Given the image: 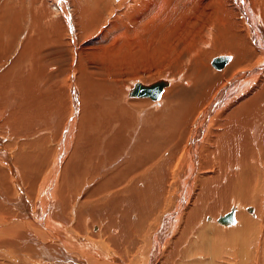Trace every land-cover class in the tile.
Masks as SVG:
<instances>
[{
  "label": "bare ground",
  "instance_id": "bare-ground-1",
  "mask_svg": "<svg viewBox=\"0 0 264 264\" xmlns=\"http://www.w3.org/2000/svg\"><path fill=\"white\" fill-rule=\"evenodd\" d=\"M59 1L49 0L48 5L61 17L63 26L58 27H64L74 49L73 65L68 69L67 98L63 94L46 108L52 116L64 110L68 113L64 128H59L57 119L48 131L32 130L40 101L49 99L40 92L43 71L34 57L40 33L38 39L30 35L19 38L23 29L20 12L13 7L12 14L8 13L5 2L0 6V264H264V0H230L223 8L226 18L219 23L223 29L214 38V45L224 48L220 56H229L223 66L214 63L215 57L208 60L216 50L203 46L204 38L194 37L187 44L183 53L189 55L188 61L195 59L192 54L196 59L186 68L194 77L210 73L207 85L201 86L199 78L195 82L185 78L192 86L182 88L180 96L177 93L181 88L168 89L173 80L164 79L165 92L159 99L153 98L157 99L152 101L153 109L135 106V111L131 100L130 105L120 104V94L125 91L126 100L148 98L130 95L137 81L122 91L120 85L118 89L91 78L86 87L77 63L85 38L93 29L106 24L110 17L122 21L124 14L138 9V0H69L72 13L67 11V17L75 34L61 13L64 0L60 2L62 6ZM164 2L157 0L156 5L170 12ZM11 18L16 20L12 22ZM170 18L171 14L166 21ZM115 22L110 24L115 26ZM128 23V28L135 29L138 35L136 20ZM160 29L161 23L155 26V30ZM59 32L55 29L58 36ZM167 45L165 49L172 60H180L173 46ZM110 57L112 60L106 56L105 62L114 63L115 56ZM255 65V73L261 76L245 83L250 75L239 68ZM226 67L229 68L221 76L230 82L212 84L216 79L213 72ZM105 70L106 78L113 80L112 69L108 66ZM220 85L212 103L203 108L205 97ZM235 86L243 89L234 91ZM167 93L172 94V100H167ZM184 97L188 106L174 123L173 112ZM253 100L256 102L245 109ZM83 103H88L89 108ZM81 107L82 115L92 109L87 132L76 126ZM218 110H223L222 116L211 128ZM7 112L10 129L5 127ZM99 112L107 117L101 115L102 130L98 129ZM207 129L216 137L205 155L202 149ZM247 132L251 141L243 139ZM175 140H187L185 153L180 156L177 148L168 151L171 143L182 148ZM211 155L218 163L214 167L220 171L218 177H206L198 169ZM214 169L206 168L204 172L211 174ZM254 171L255 180L251 178ZM239 188L245 195L241 190V196L221 201V196L236 195ZM232 203L235 206L228 208ZM28 216L45 227L28 228ZM70 224L75 225L77 234ZM86 247L93 251L82 254L80 249ZM71 258L78 260L71 262Z\"/></svg>",
  "mask_w": 264,
  "mask_h": 264
},
{
  "label": "rangeland",
  "instance_id": "rangeland-1",
  "mask_svg": "<svg viewBox=\"0 0 264 264\" xmlns=\"http://www.w3.org/2000/svg\"><path fill=\"white\" fill-rule=\"evenodd\" d=\"M22 1L24 4L22 3ZM22 1L21 0H0V6L1 5L4 6L3 3L5 2V4H7L5 10H7L8 13L12 14L11 9L13 7L17 13L20 12L19 15L21 17V22L23 21L22 22L23 29H22V31H19L20 33H18L19 38L22 37V39H23L24 37H26V35L34 36L35 38H37L38 34L40 33L38 36V38L40 40L37 38L38 40L36 41L37 42V51H36L37 56H34V57H35V61L37 62L38 66L40 67V70L43 71L42 72L43 73V75H42L43 79L41 78V81H40L41 83L39 85L40 86L39 89L41 90L40 92L42 94L44 93L46 96L48 95L49 99H48V101H40L39 104H41V107H40V105L38 106V113H39L37 115L38 119L37 120L33 119L34 120L33 121L34 126L31 125V128L33 126V128H32L33 131H35L37 129H45L44 131H46L47 128L54 126V124L57 123L58 120L60 119L59 123H58L59 128L63 129L64 125H65V120L68 117V113L65 112V110H64V113L58 112L56 114V116H52L50 114V112L48 111V109H46V108L49 107L48 105H50L53 101L55 102L56 98L58 100L61 99L63 94H64L63 98L64 99L67 98V91L69 90V88L67 87V81L66 80H68V69L70 68L71 63L73 65V61H72V59H73L72 49L73 48H71V45L69 42V37H68L67 32H65L64 27L63 28L58 27L60 25L63 26L62 20H61L60 15L54 14L55 9L51 8V6L48 5L49 0H46V1H43V0H39V1L22 0ZM61 1H63V0H61ZM169 1L170 2H168V0L167 1L165 0L164 5L167 7H170V12H164L161 10L159 5H156L157 0H138V9L133 10V11L130 10L128 13L124 14L122 16V19H121L122 21H120V18L110 17V20L106 24L102 25L100 23V25L98 24L99 27L98 26H96L97 28L94 27L95 28V29H93L94 32L92 31V33L90 34V37L85 38L86 41L83 43L84 48L82 46L80 59L77 63V66L79 67V69L81 71L80 74H81V76H83V81L85 82L84 85L86 87H88V81L91 78L94 81L98 79L97 80L98 83H100L102 85H104V83H106V85H112L115 88H118L121 86L122 91L129 89V87H131L133 84H135L134 83L135 81H141L144 84H150V83L157 81L159 79H170V80H173V82L169 86L168 89L175 87L176 90H178L181 88V90L177 93V94H180L183 91L182 88H188V87L192 86L191 85L192 82L188 84L186 82L185 78L191 79L193 82H195V80H196L195 78H199V80L201 81V83H200L201 86H205L210 82V73L203 72L204 73L203 75H201L199 77H194V74L191 72V70H188L186 68L190 64L194 65L196 55L192 54L195 59H189L190 61H188L189 55L187 53H183V51L185 50L187 44L194 37H199V39L204 38V40H206V41L203 40V42L205 43L204 44L202 42L203 46H205V47L207 46L206 48H208L210 50H214V49L216 50V51L214 50L215 51L214 55H212V56L209 55L208 60L210 59V57H211L210 61H212V59L214 57L220 56L219 53L221 50H224V48L222 47V45H217V43L214 45V43H215L214 38L216 37V35L218 36L220 34L221 30L223 29V25L222 26L220 25L223 23L222 20H224L226 18V17H224L225 11L223 10V8L230 4V0L229 1L228 0H184V1H180V0H172L171 1V0H169ZM178 1L182 2V3H178ZM160 2H161V0H160ZM227 2H229V3H227ZM63 3H64L63 7H65L64 9L67 11H70L72 13V7L70 6L71 5L70 1L68 0V2H67V0H64ZM167 3H169L168 5H170V6H168ZM170 3H172V4H170ZM11 5H12V7H10ZM9 7H10V9H8ZM20 8H22V9H20ZM68 8H70V9H68ZM14 12H13V14H17L16 12L15 13ZM61 13H62V16L64 17V19H66L65 15H64V11H62V9H61ZM170 14H171V18H170L171 21H166V18ZM54 16H55V19H57V20L54 19ZM220 18H222V19H220ZM115 19H117L118 23L115 22L116 21ZM134 19L137 22L138 28H136V29H138V35L135 34V32H134L135 29L128 28V26L130 25L128 22L131 20H134ZM15 20H16L15 18H11L10 21L14 22ZM32 20H33V22H32ZM56 21H58V22H56ZM53 22H55L56 25L58 24L57 27L54 25ZM66 22H67V20H66ZM109 22L110 23L115 22V24H116L115 26L117 28L115 26H113V24H110ZM122 22L125 25H123ZM34 23L36 26L34 25ZM37 23H39V24H37ZM159 23H161V29L159 31H157V30H155V26ZM246 23L249 25L247 20H246ZM43 26L44 27L46 26V27L44 28ZM47 26H48L49 30H48ZM51 26H53L52 29H50ZM35 27L37 29H35ZM68 27H69V29H71L69 24H68ZM24 28L25 29L27 28V29L24 30ZM58 28H59V30H58ZM55 29H56L57 33L60 31L59 32L60 36H58L57 33H55ZM60 29H62V30H60ZM110 30L111 31L113 30V32H111ZM240 30H241V28H240ZM43 31L45 34L43 33ZM63 31L66 33V35ZM71 31H72V29H71ZM32 33H34V34H32ZM46 38H48V39H46ZM210 38L213 41L209 40ZM47 40H48V42H47ZM207 40H209V42ZM38 41H40V42H38ZM243 41L246 42V40H243ZM167 44H170L173 46L172 50L176 54H179L181 56L180 60H178V61L172 60L173 58L170 56V54L165 49V47L167 48V46H168ZM48 45H49V47H48ZM165 45H167V46H165ZM76 46H77V44H75V47ZM18 47H20V45H18ZM241 47L244 48V46H240V48ZM44 49H45V51H44ZM73 51H74V49H73ZM111 55H114L116 57V59L114 57L115 62L114 63L105 62L106 56H108V59L110 58L109 61L112 60V57H110ZM29 57H30V55H29ZM29 57H28V59H29ZM39 60H42V61H39ZM76 62H77V60H75V63ZM108 66L110 67V69H112L111 75L113 76V80H111V81L109 78H106V77H108V72L105 70V68L107 69ZM183 66H185V67H183ZM256 66L257 65H255L253 67H249L247 69H242L243 66H241L239 68L241 70L240 72L246 71V73H248L250 75L249 77L246 78L245 83H248V82L250 83L252 80H255L256 78L261 76V75L255 73L254 67H256ZM228 68L229 67H226L224 70H219V71L213 72V74L216 76V79L213 80L212 84L216 85L217 83L223 84L224 82H226V83L230 82L229 80H231V79H228L227 77L223 78L221 76L222 72ZM219 69H221V68H219ZM240 72H238V73H240ZM237 80H238V78H237ZM221 86L222 85H220L217 88H215L214 90H212L205 97V100L202 103V106H204L203 108H206L207 105L212 103L214 96L220 90ZM78 88H79V85H78ZM82 88L83 87L81 86V89ZM121 88H118V89H121ZM240 88H241V86H240ZM242 89L243 88H241V90ZM176 90H174V91H176ZM237 90H239V89L235 86L234 91H237ZM241 90H239V91H241ZM64 91H66V92H64ZM164 92H165V90L162 92L161 96L164 94ZM193 92L194 91H192V93ZM124 93H125V91H124ZM192 93L190 94V96H192ZM123 94H120L121 95L120 96L121 97L120 104L127 103L128 105H130L128 102H130L129 100H131V102H132L131 104H133L132 109H134L135 106L137 108L140 106H145V107L149 108L151 105H153L152 101L159 99V98L153 99L152 97L148 96V98H144V99L140 98V100L138 98H134V97H132L131 99L127 98L128 100H126V98ZM202 94H204V92H202ZM79 95H80V93H79ZM122 95L124 96V98ZM186 95H189V94H186ZM59 96H61V98H59ZM180 96H181V94H180ZM260 96H261V94L259 95V97ZM144 97H147V96H144ZM165 97L167 98V100H172V98H173L172 94H168V93L166 94ZM190 98L191 97H189V99ZM134 99H136L137 101L133 102ZM184 99L185 100L182 101L180 105H177L175 103V99L172 101L178 106L175 109L176 112L175 111L173 112V117H175L174 123H178V119L180 118L181 113L183 112L185 107L188 106V104L186 105V103H188L189 101L188 100L186 101V99H187L186 97H184ZM50 101H51V103H50ZM255 102H256L255 100L249 102L247 107H245V109H248L249 107H251ZM175 104H173V103L171 104L173 109H174ZM230 104H232V103H230ZM83 106L88 107V103L87 104L83 103ZM71 107H72V104H71ZM137 108H135V109H137ZM135 109H134V111H135ZM149 109L152 110L153 107H150ZM240 110H241V108L239 110H237L235 116L239 115L238 112H240ZM242 110H244V107H242ZM79 111L80 112H78L79 115L77 116V118L78 117L79 118L81 117V118L80 119L78 118V123L76 126L78 128L80 125V127H82V129H83V132H87L88 129L91 127V125L89 126L90 120H91V119L89 120V118L91 116L92 109L91 108L87 109V112L83 115H82L83 107H81L79 109ZM222 112H223V110H221V111L218 110L216 113H214V116L212 117L214 121L212 122L213 126L211 128L215 127V123H216L215 120H218L217 118L218 117L220 118L222 116ZM88 113H89V115H88ZM197 113H198V110H196L195 114H197ZM202 114L203 113L201 112L199 114V116H201ZM220 114H221V116H220ZM101 115H103L104 118L107 119V117L105 116V114L103 112L98 113L97 117H98V125H99L98 129L99 130H102V128H100V127L103 126L102 122H104L103 121L104 118ZM215 116H217V117L215 118ZM5 117L7 119L6 123H5ZM5 117L3 118L2 121L5 123L6 129H10L11 121H10V118L8 117V112L5 114ZM194 118L195 117H193L191 119H194ZM196 122H198V121H196ZM80 127H79V129H81ZM75 132H76L75 135L77 136L78 129H76ZM49 133H52V131H50ZM210 133H211L210 130L207 129V133H206L207 139L204 141V148L202 149V152H203L202 154H205V155L207 154L206 153L207 150L211 149L213 146V143L215 142V139H213V136L216 137V135L214 133H213V135ZM247 134H248V132H247ZM208 136H209V138H208ZM249 137H250V134H248V136H246V134H245L243 139L245 141H251V138L249 139ZM186 141H182V143H181V141L175 140L174 142H178V145H180V146L182 145V148L179 149L175 145V143L174 144L171 143L170 147H168V151L170 150L169 152H171L172 150L177 148V152H178L177 154L179 156L182 153L184 154L185 153V146L187 145ZM210 145H212V146H210ZM171 146L173 148H171ZM209 146H210V148H209ZM177 154L176 153L174 154L176 156V158L174 156L175 159H177L179 157ZM212 155H211L210 160H209V158H208L209 156H208L205 160L206 162L203 161L200 164L202 166H198V169H201V171L200 170L199 171L201 173H203V175L206 177L211 176V175H213V176L216 175L218 177V175H220V174H218L220 171H218L217 169H214L215 166H218L217 165L218 163H217V160ZM206 168L207 169L212 168L215 170V172H212L211 174L204 172L206 170ZM256 174H257L256 171H254L251 174V178L253 180L256 179ZM207 184L209 186H211V182H209ZM199 185H200V183H199ZM241 190L242 189L239 188V190L237 192L239 193V191L240 192L244 191V189L242 191ZM238 193H235L236 195H234V193H231V194L229 193V194L223 195V196H221L222 200L221 199L220 200L223 202L226 199L229 200L230 197H234V196L238 197V195L241 196L243 193H244L243 195H245V191L242 192V194H240V193L238 194ZM246 194H247V192H246ZM228 200L226 201L227 203L229 202ZM246 204L255 205L252 203H244V205H246ZM233 206H235V204L232 203L231 206H229L228 208H232ZM255 207H256V205H255ZM222 212L225 213V210H223ZM32 219L33 218H31V217L28 218V220L30 222L29 225L27 224L28 228L32 226L33 229L39 230V229H41V228H39L40 225L43 228L45 227V225L43 223H41L40 221L36 220L35 218H34L35 220L34 219L32 220ZM86 223H88V222H86ZM53 226H55V225H53ZM74 226H73V224L71 225V228H72L71 230H73L77 234V230L74 228ZM58 232L63 233L64 231H60V229H59ZM64 234H65V232H64ZM64 234H62V235H64ZM85 234L88 235L89 233H85ZM78 235H79V233H78ZM90 235L91 234H89L88 236H90ZM64 236H63V238H64ZM47 237L50 238L49 236H47ZM60 237H61V234H60ZM65 240H66V238H65ZM72 241H73V239H72ZM81 249H80V252L82 254H83L82 251H84V254H88L89 252L93 251L87 247L81 248ZM57 251L58 252H56V253L59 254L60 253L59 247H57ZM74 260L77 262L78 259L75 258ZM74 260L72 259L71 262H73Z\"/></svg>",
  "mask_w": 264,
  "mask_h": 264
},
{
  "label": "water",
  "instance_id": "water-1",
  "mask_svg": "<svg viewBox=\"0 0 264 264\" xmlns=\"http://www.w3.org/2000/svg\"><path fill=\"white\" fill-rule=\"evenodd\" d=\"M60 2H62L61 0L58 2L59 4H61ZM63 4V2H62ZM61 4V6H62ZM64 6V4H63ZM61 7V9L64 11V15L67 19V23L70 25V22L71 20L68 19L67 17V10H65L64 8L65 7ZM71 29H72V32L74 33V30L72 28V22H71V25H70ZM75 34V33H74ZM228 57L229 56H218V57H215L214 58V63H216V65L218 66H223L225 64V62L228 60ZM167 84V81L164 80V79H159L157 81H154L150 84H144L143 82L141 81H137L136 84L134 85V87L132 88V90L130 91V95H135V96H150L152 98H157L164 86Z\"/></svg>",
  "mask_w": 264,
  "mask_h": 264
},
{
  "label": "clouds",
  "instance_id": "clouds-1",
  "mask_svg": "<svg viewBox=\"0 0 264 264\" xmlns=\"http://www.w3.org/2000/svg\"><path fill=\"white\" fill-rule=\"evenodd\" d=\"M140 115L143 116V113H141Z\"/></svg>",
  "mask_w": 264,
  "mask_h": 264
}]
</instances>
